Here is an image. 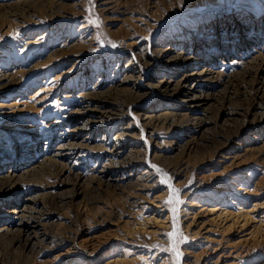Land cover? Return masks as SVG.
Instances as JSON below:
<instances>
[{
    "label": "rangeland",
    "instance_id": "rangeland-1",
    "mask_svg": "<svg viewBox=\"0 0 264 264\" xmlns=\"http://www.w3.org/2000/svg\"><path fill=\"white\" fill-rule=\"evenodd\" d=\"M0 264H264V0H0Z\"/></svg>",
    "mask_w": 264,
    "mask_h": 264
},
{
    "label": "snow or ice",
    "instance_id": "snow-or-ice-1",
    "mask_svg": "<svg viewBox=\"0 0 264 264\" xmlns=\"http://www.w3.org/2000/svg\"><path fill=\"white\" fill-rule=\"evenodd\" d=\"M163 183H165V184H166V183H167V181H164ZM168 203H171V201H168Z\"/></svg>",
    "mask_w": 264,
    "mask_h": 264
},
{
    "label": "bare ground",
    "instance_id": "bare-ground-1",
    "mask_svg": "<svg viewBox=\"0 0 264 264\" xmlns=\"http://www.w3.org/2000/svg\"><path fill=\"white\" fill-rule=\"evenodd\" d=\"M189 92H190V91H189ZM196 98H197V97H195V99H196ZM195 99H194V100H195ZM192 100H193V99H192ZM185 101H186V100H185ZM195 107H196V106H195Z\"/></svg>",
    "mask_w": 264,
    "mask_h": 264
}]
</instances>
